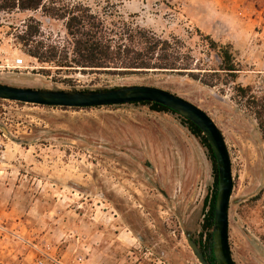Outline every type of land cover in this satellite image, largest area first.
<instances>
[{"label":"rangeland","instance_id":"1","mask_svg":"<svg viewBox=\"0 0 264 264\" xmlns=\"http://www.w3.org/2000/svg\"><path fill=\"white\" fill-rule=\"evenodd\" d=\"M63 1L120 15L161 38L178 37L209 73L218 59L203 37L232 45L236 82L205 78L213 87L186 73L66 71L28 56L17 38L32 17L41 22L38 41L64 43L61 22L39 12L0 14V83L62 91L148 86L200 108L230 154L232 258L264 264V143L251 101L264 113V0ZM16 59L25 68L15 70ZM212 184L207 150L170 112L0 101V264H34L43 254L64 264L76 256L84 264H201L186 234L203 240L198 232Z\"/></svg>","mask_w":264,"mask_h":264},{"label":"trees","instance_id":"2","mask_svg":"<svg viewBox=\"0 0 264 264\" xmlns=\"http://www.w3.org/2000/svg\"><path fill=\"white\" fill-rule=\"evenodd\" d=\"M256 5L259 0H254ZM264 2V1H263ZM264 10V3L260 6ZM39 12L41 17L63 24L65 29L64 43L46 44L36 38L41 31V22L32 17L23 24L17 38L26 48V54L37 59L41 64H54L66 71L82 73L135 74V73H186L202 84L213 87L207 77L225 78L226 83H235L239 74V65L235 61L232 45H221L209 36L203 37L208 42L207 49L214 52L218 59L216 69L209 73L194 63L191 50L178 37L161 38L131 22L121 19L112 13H95L81 3L70 4L63 0H0V14ZM201 36V34H199ZM197 67V68H196ZM204 71V72H203ZM237 92L246 97V89L238 87ZM254 107L257 127L264 143V113L258 110V102ZM132 105L150 106L156 112L173 111L154 103H137ZM263 109V106H261ZM189 133L199 140L207 150L212 165L214 178L211 198L206 199L208 208L203 224L206 234L201 248L208 264H216L212 252V228L218 172L213 152L201 131L190 121L180 118ZM264 192V187L263 191ZM201 239L203 234L200 235Z\"/></svg>","mask_w":264,"mask_h":264},{"label":"water","instance_id":"3","mask_svg":"<svg viewBox=\"0 0 264 264\" xmlns=\"http://www.w3.org/2000/svg\"><path fill=\"white\" fill-rule=\"evenodd\" d=\"M0 101L47 108L91 109L137 103H154L192 122L206 138L216 160L218 185L212 229L216 264H235L229 245V206L233 192L230 154L221 130L200 108L169 92L148 86H126L98 91L31 89L0 83ZM190 248L201 264H208L187 235Z\"/></svg>","mask_w":264,"mask_h":264},{"label":"built area","instance_id":"4","mask_svg":"<svg viewBox=\"0 0 264 264\" xmlns=\"http://www.w3.org/2000/svg\"><path fill=\"white\" fill-rule=\"evenodd\" d=\"M13 68L15 70H21L25 68L23 60L16 59ZM34 264H64V263H62L59 258L50 256L48 254H43L35 259ZM72 264H84L83 258L81 256H76Z\"/></svg>","mask_w":264,"mask_h":264},{"label":"flooded vegetation","instance_id":"5","mask_svg":"<svg viewBox=\"0 0 264 264\" xmlns=\"http://www.w3.org/2000/svg\"><path fill=\"white\" fill-rule=\"evenodd\" d=\"M132 105V104H131ZM171 113V112H170ZM173 114V113H172ZM174 115H177L176 113L174 114ZM179 118H182L181 116H179V115H177ZM184 119V118H183ZM180 121H181V119H180ZM188 131V130H187ZM189 132V131H188ZM196 139V138H195ZM198 140V139H197ZM199 141V140H198ZM202 146V145H201ZM205 149V148H204ZM209 159V158H208ZM210 161V160H209ZM212 166V165H211ZM217 166V165H216ZM217 172H218V170H217ZM212 177H213V173H212ZM213 183H214V178H213ZM217 185H218V180H217ZM212 192H213V184H212V188H211V191H210V194L204 199V202H203V207H204V214H203V217H202V221H201V226H200V231L198 232L199 233V236L201 235V234H203V240H202V243H204L205 242V237H206V234H205V232L203 231V224H204V217H205V214H206V212H207V210H208V208L205 206V201H206V199H210L211 198V194H212ZM216 194H217V189H216ZM216 200V199H215ZM214 208H215V206H214ZM214 221V220H213ZM213 229V228H212ZM187 235H189L190 236V239H191V241L192 242H194L195 244H196V246H197V248H198V250L203 254V252H202V248H201V246L200 245H202V243H201V241H198V242H196L195 240H194V238L192 237V234L191 233H187L186 234V240H187ZM187 243H188V240H187ZM189 245V244H188ZM190 247V246H189ZM191 249V248H190ZM192 250V249H191ZM231 250V249H230ZM193 252V251H192ZM194 254V253H193ZM195 255V254H194ZM203 256H204V254H203ZM196 257V256H195ZM205 259V258H204ZM236 264V263H235Z\"/></svg>","mask_w":264,"mask_h":264},{"label":"crops","instance_id":"6","mask_svg":"<svg viewBox=\"0 0 264 264\" xmlns=\"http://www.w3.org/2000/svg\"><path fill=\"white\" fill-rule=\"evenodd\" d=\"M239 9L241 10L239 14H241L242 16H245V14H244L245 7H243V6H240V8H239ZM247 17H249V16H247ZM248 20H251V18H250V19H248Z\"/></svg>","mask_w":264,"mask_h":264}]
</instances>
